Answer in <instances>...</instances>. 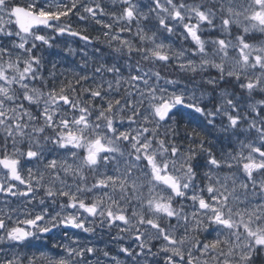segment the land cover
<instances>
[{"label": "snow or ice", "instance_id": "1", "mask_svg": "<svg viewBox=\"0 0 264 264\" xmlns=\"http://www.w3.org/2000/svg\"><path fill=\"white\" fill-rule=\"evenodd\" d=\"M117 2L0 0V243L63 233L0 264H264V0ZM65 35L112 63L57 72Z\"/></svg>", "mask_w": 264, "mask_h": 264}, {"label": "rangeland", "instance_id": "2", "mask_svg": "<svg viewBox=\"0 0 264 264\" xmlns=\"http://www.w3.org/2000/svg\"><path fill=\"white\" fill-rule=\"evenodd\" d=\"M51 34V33H50ZM55 44L57 46H54L50 49H47L44 55L49 61H55L57 63V72H60L62 70H75V71H80L81 68L83 67L82 60L84 59V54L87 53L88 57L91 58L93 57V53L95 51L94 45H90L87 42L84 41H78V40H72L67 41L64 36H58L56 38ZM68 47H71L72 49L76 50V54L70 55L66 49ZM101 56L103 57L104 62L107 63H112V59L109 57H104L105 55L103 54H96V58L100 59ZM50 67V64L48 65ZM165 70H170L169 66L165 67ZM111 78V77H108ZM169 78H173L170 77ZM3 197H0V208L4 207L3 204ZM12 207H16L18 204L21 203L19 198H12L10 201ZM15 218V217H14ZM23 218V217H21ZM98 223V222H97ZM105 230V231H104ZM69 235H71L73 232H79V230L71 229L68 230ZM52 237L47 238L48 246L44 248H37V240L33 241L32 243L34 246L28 247V248H19L16 249L13 247H4L5 251L11 252V251H20V252H25L28 255H31L32 253H36L39 255V252L41 251H48V249L51 247V244L54 241H60L62 239V231L59 229H56L53 231ZM112 232L109 233L107 229H101L99 226H97V230L95 233H79V239L83 243L91 242L92 245H95L96 247L102 248V249H107L110 250L114 245L112 243V236H114ZM48 235H45L47 237ZM44 237V238H45ZM114 242V241H113ZM129 240L122 241L125 246L129 244ZM3 244L7 243V241L2 242ZM2 243H0V248H2ZM12 243V242H11ZM119 244L117 243V248H119ZM90 260L94 259V257H89Z\"/></svg>", "mask_w": 264, "mask_h": 264}, {"label": "flooded vegetation", "instance_id": "3", "mask_svg": "<svg viewBox=\"0 0 264 264\" xmlns=\"http://www.w3.org/2000/svg\"><path fill=\"white\" fill-rule=\"evenodd\" d=\"M101 2H102V5L108 11H115V10L118 9V2H117V5H115V6L113 5V0H101ZM104 19H105L106 22H110V20H109L108 17H104ZM67 22L70 23L74 29H76V25H80L81 26V29H86V31L83 34L89 35L90 37L101 36V40L103 39L102 32H103L104 29H102V27L100 25H97L92 20H88L87 22H85V21L79 20V18L76 15H71L70 18H69V20ZM64 37H65V39L68 42L71 41V39L72 40L83 41V40H81L79 38H76L74 36H67V35H65ZM87 43L90 44V45H94L95 48H99L101 50L99 54H103V55H105L104 57L111 58L109 56L110 49H108V47H107L106 44L96 42L95 40H90ZM46 52H50V51H46ZM71 231H72V229H71ZM111 232L113 234H116L117 229L113 228V229H111ZM46 235H48V236L45 237L44 239L37 240V248H44V247H47L48 246V243L49 242H47L46 239L52 237L53 234H46ZM112 243H113L114 246L109 250L110 251V254L111 255H117L118 249H119V248H117V243L116 242H113V241H112ZM130 243H131V241L129 242V244ZM11 246H12V243L11 242H8V241L5 244L2 243V248H4V247L5 248L6 247H11ZM119 258L120 259H124L125 257L123 255H120Z\"/></svg>", "mask_w": 264, "mask_h": 264}, {"label": "trees", "instance_id": "4", "mask_svg": "<svg viewBox=\"0 0 264 264\" xmlns=\"http://www.w3.org/2000/svg\"><path fill=\"white\" fill-rule=\"evenodd\" d=\"M76 29H81V26L80 25H76ZM168 66H169L170 70H165V66H161V65H157V68L159 70H161V74L162 75L165 74V73H168L170 77L175 78V73H174L172 65L170 64Z\"/></svg>", "mask_w": 264, "mask_h": 264}]
</instances>
